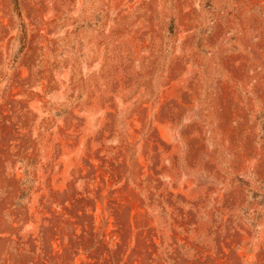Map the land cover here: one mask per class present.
<instances>
[{
    "label": "rangeland",
    "instance_id": "obj_1",
    "mask_svg": "<svg viewBox=\"0 0 264 264\" xmlns=\"http://www.w3.org/2000/svg\"><path fill=\"white\" fill-rule=\"evenodd\" d=\"M0 264H264V0H0Z\"/></svg>",
    "mask_w": 264,
    "mask_h": 264
}]
</instances>
